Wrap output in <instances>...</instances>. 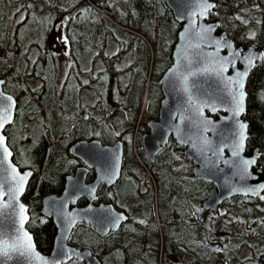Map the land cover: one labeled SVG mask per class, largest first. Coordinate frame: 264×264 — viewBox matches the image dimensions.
Segmentation results:
<instances>
[{"label":"trees","instance_id":"trees-1","mask_svg":"<svg viewBox=\"0 0 264 264\" xmlns=\"http://www.w3.org/2000/svg\"><path fill=\"white\" fill-rule=\"evenodd\" d=\"M76 1L79 3H73V0H0V78L7 82L10 78L12 84L9 82V85L15 90L14 96L18 97L21 89L19 81L23 77L20 73L23 56L18 49L22 36L15 28L31 20L36 22L45 17L50 21L53 18L62 19L70 45L86 41L90 51L103 52L110 47L108 42H117L119 54L113 57L112 63L106 59L102 67L101 104L98 110L100 132L95 136L104 143L113 144L122 140L125 144L122 177L115 190L117 208L124 210L126 206L129 177L145 176L149 178L151 186L154 177L158 182L160 200L167 208L178 204L182 211H187L191 203L195 206V231L186 227L176 232V248L170 254L171 259L181 261L187 258L189 261L193 257L195 264H255L253 258L257 248L251 235L259 225L251 218L264 215V209L258 201L236 197L227 201L216 213L206 211L203 203L214 186L195 177L193 165L185 156V149L171 140L152 164L143 148L142 138L149 132L148 122L159 117L163 100L160 80L172 65V54L182 29V24L176 21L166 0ZM213 1L217 7L211 19L220 23V32L227 33L237 47H255L264 52V0ZM85 5L89 6L97 21H88V27L85 25L81 30L77 18L82 14L81 7ZM24 11L29 14L25 15V19L20 16ZM110 16L125 25L112 20ZM19 19L22 21L18 22ZM82 20L85 23L84 18ZM48 23L50 30L54 21ZM111 27L116 32L108 30ZM88 31L93 32L90 37H86ZM109 31L113 33L111 40L105 37ZM125 54L130 58L132 67L127 76L122 77L127 79V83L122 86L119 82L121 78L116 77L119 72L115 73L112 65L114 62L120 64ZM50 72L53 74L52 68ZM109 88L116 95L115 106ZM247 93V154L257 149L264 153V59L251 74ZM113 110L117 112L114 122L111 115ZM19 116L20 113L15 126L7 129L6 135L16 165L21 170L29 169L34 173L25 195L31 208L32 222L29 228L34 232L38 250L46 255L53 248L56 229L51 222L45 219L40 221L36 206H39L42 197L63 191L65 176L73 172L71 164L76 162V158L70 155V144L92 138V120L79 118L81 115L76 112L64 120V127L51 120L45 123V128L39 126L38 132L31 130L32 137L25 134L31 138L30 142L22 133L23 120ZM27 157L30 158L28 162ZM65 163H68L66 169ZM259 164L264 169V156ZM80 233L88 236L92 243V229L81 230ZM259 237L264 238V231ZM217 248L220 251H216ZM179 249L186 250L183 257L177 252ZM165 264H168L167 260Z\"/></svg>","mask_w":264,"mask_h":264},{"label":"water","instance_id":"water-1","mask_svg":"<svg viewBox=\"0 0 264 264\" xmlns=\"http://www.w3.org/2000/svg\"><path fill=\"white\" fill-rule=\"evenodd\" d=\"M166 2L176 21L182 24V29L172 54V65L160 80L163 100L159 119L149 123L150 130L142 139L143 148L149 159L154 162L171 140L183 147L185 156L193 164L195 177L214 186L204 202L207 211L216 213L227 201L236 197L257 199L264 207V199H260V196H264V190H259V186L264 184V169L259 164L262 157L257 165L248 167L246 176L241 171L243 160L261 153L257 149L253 154H247L249 122L245 117L248 81L258 63L264 58L255 62V67L251 68L244 80V111L238 117H233V85L228 82V78H234L238 71H245L246 65L242 57L249 54L262 55L264 52L255 47H237L227 33L220 32V23L211 19L217 7L213 0H208L213 7L203 16L199 15L200 9L196 0ZM236 51H239L241 58L235 59L234 66L232 63H226V70L219 73V66L225 62L224 58L231 59L230 54ZM5 84L6 81L0 80V96L11 97V101L0 102V113L10 104L7 113L9 119L0 127V137L4 141L0 146V160L3 161L0 163V183L7 181L2 189L3 195L0 196V223L5 225L0 229V249L7 251L8 255H0V264H68L72 260L100 264L91 251H81L69 246V239L80 223L118 230L125 222L124 214L118 213L113 207L102 205L97 208L93 205L100 185L114 186L121 178L123 143L106 146L96 140L81 141L71 147V155L83 160L88 168L95 169L97 179L87 183L88 169L81 168L75 176L67 178L60 196L51 195L44 199L42 215L53 219L57 236L52 253L43 255L27 229L31 217L28 207L23 203L34 173L29 169L23 171L15 164L14 153L6 136L7 128L13 125L16 119L17 102L12 95L5 92ZM239 123H244L247 127L244 146L237 155L234 153L237 152ZM4 147L11 153L10 156L3 152ZM12 169L26 177L23 190L15 200H12L8 191L10 186H15L10 175ZM251 188L257 189L259 194L249 191ZM84 198L90 205L85 208L76 207ZM21 215L24 217L22 226ZM121 216L123 219L116 223V219ZM25 234L31 237L32 247L24 246L25 239L19 241L17 248H11L13 242H17L18 238L24 237ZM5 243L8 247H4Z\"/></svg>","mask_w":264,"mask_h":264},{"label":"flooded vegetation","instance_id":"flooded-vegetation-1","mask_svg":"<svg viewBox=\"0 0 264 264\" xmlns=\"http://www.w3.org/2000/svg\"><path fill=\"white\" fill-rule=\"evenodd\" d=\"M110 1L116 2L117 0ZM21 13H23V15H27L26 11ZM53 21L54 24L47 37L45 49H42V52L44 53L42 59L45 62L48 61L49 56L52 57L53 74L50 72L51 69L40 73L41 75L39 79L41 78V83L37 88L31 84L24 85V80L19 81L21 89L19 94H17L18 97L12 95L17 102L16 119L18 117V113H20L19 117H21L23 120L22 133L24 135L28 133L31 136V130H35L34 133H36L39 131V126L42 125L45 128V123L51 120H55V122L60 124V127H64V120L68 118L69 115L76 112L77 115H81L79 118L92 120L93 134L90 136L92 138L80 140L75 143L81 141L91 142L96 140L102 142L106 146H114L116 143L121 142L124 146L125 158V144L122 140H118L113 144H108L95 137L100 132V125L98 124V110L101 104L100 86L102 79V67L105 66L106 59L108 62L110 61V63H112L113 57H115V55L106 54L109 53L108 49L103 50V52H100L99 50L90 51L88 49H80L78 50V55L74 56V49L71 47L68 39L67 43H64L61 39H56L55 41L53 39L54 37H66L64 33V21L58 18L51 19V23ZM61 24H64V27L61 26ZM102 53H105L106 55ZM112 67L114 68L115 73L119 72V75L117 76L116 74V77L121 78L119 82L122 84V86H124L127 83V79H123L122 77L127 76L129 69L132 67L130 58L125 54L121 59L120 64L114 62ZM32 68L35 69V65L32 66ZM60 70L63 74V79L61 82H59L58 79L56 80V75ZM29 74L30 72L28 75ZM34 75L37 78L38 75L36 72H34ZM0 80L6 81V84L8 83L4 78H0ZM85 81H87V83H85ZM111 81H113V79ZM108 90L111 92V99L113 101V106H115L117 103L116 95L112 93L113 89L109 88ZM21 105L23 106V112L20 110ZM111 115L113 116V122L116 121L117 112L113 110ZM158 119L151 121H157ZM151 121H149L147 124L148 128ZM14 126L15 123L9 128ZM114 127L117 128L116 126ZM25 136L27 137L26 140L32 142L29 136ZM75 143L70 144V149ZM72 157L76 158V162L71 164V169L73 172L65 176V185L67 178L75 176L77 171L81 168L88 169L86 182H94L97 179L96 170L88 168L85 162L80 158L75 156ZM155 161H151V163L154 164ZM67 167L68 163H65L64 168L66 169ZM131 177L128 179V200L124 210H119L117 208V196L115 192L116 186L121 178L114 186H109L107 184L100 185L96 193V200L93 203L94 207L99 208L102 205L111 206L116 211H118V213L124 214L126 220L120 225L119 229L114 230L112 228L106 227L97 228L85 223H80L75 227L69 239V246L81 251H91L92 255L100 264H165V260H167L168 264H195L193 262V257L188 259L189 261H187V258H183L181 261H179V259L173 260L170 258V254L176 248V232L181 231L182 228L186 227L189 230L195 231V222L197 221V216L193 203H191V207L187 211H182L178 204L167 208V206L160 200L158 182L154 177H152V186L149 184V178L145 176ZM63 191L59 194H49L42 197L39 206H36L39 209L41 216L40 221L45 219V221L51 222L55 227V238L57 236V228L53 222V219H49L42 215L43 201L46 197L51 195L60 196ZM25 199L26 198L24 196L23 203L28 207V213L31 217V208L29 206L30 203ZM254 200L258 201V203L263 207V204L259 200ZM88 205H90V202L84 198L78 202L76 207L85 208ZM73 208L75 207H72V209ZM251 219L253 222L259 225V227H256L254 233L251 235L254 240L253 244L257 248L255 249L254 253V263L264 264V238L259 237V234L264 231V215L253 216ZM141 221H143V223H141ZM31 222L32 217L27 229L34 237V232H32V229L29 228ZM89 229H92L93 231V239H91L92 243L90 242V238L88 236L85 237L82 233H80L81 230L83 231ZM260 236L262 237V235ZM192 245L193 238L191 237L190 246ZM53 249L54 243L53 248L46 255H50ZM177 252L182 255L181 257L186 254L185 249H179ZM256 252H258L259 256H257L258 254L256 255ZM78 263L87 264L78 260H72L68 264Z\"/></svg>","mask_w":264,"mask_h":264},{"label":"rangeland","instance_id":"rangeland-1","mask_svg":"<svg viewBox=\"0 0 264 264\" xmlns=\"http://www.w3.org/2000/svg\"><path fill=\"white\" fill-rule=\"evenodd\" d=\"M72 1V0H71ZM82 1V0H80ZM79 3L76 0H73V3ZM15 9V8H14ZM81 15L77 18V25H79V27H82L81 30L84 28V26L86 25V28L88 27V21L91 22H96L97 18L95 17V15L93 13H91V11L89 10V6L85 5L81 7ZM29 15V14H27ZM23 16V18L25 19V15H20ZM112 17V16H110ZM29 19V16L27 17ZM85 20V23H83V19ZM45 19V20H44ZM44 19H40L37 20L36 22L34 21H29L27 22V24H24L22 26H19L17 29L18 33H20V35L22 36V40L20 42V47L19 49V54L21 56H23V60H22V68H21V74L23 77H20V80H24L23 84H31L34 85L35 88H37L39 86V84L41 83V78L40 77V73H43L44 71H47L48 69L52 68L53 65V60L52 57L49 56L48 61L45 62L42 57L44 56V53L42 52V49H45V45H46V40L48 37V32L51 30H49V23H51L50 20H47L46 17ZM112 20L117 21L115 18L112 17ZM22 20L19 19L18 22H21ZM48 21V22H47ZM118 22V21H117ZM122 25H125L123 22H118ZM61 26L64 27V24H61ZM60 26V27H61ZM124 28V27H123ZM127 29V28H125ZM112 32H116L115 28H110L108 29ZM129 30V29H127ZM110 31L107 33V35L105 36L106 39H110L111 38V34ZM119 33V32H117ZM88 36L86 37H90L89 35L93 34L92 31H88L87 32ZM24 35H26L25 37H23ZM111 40V39H110ZM112 42H108L110 47L107 48L109 53L106 54H119V49L117 47V42L111 40ZM87 45L88 43L86 41H77L74 44H71V47L74 48V56H77L79 51L78 50H87ZM103 48L105 47L104 45H102ZM151 48V47H150ZM106 49V48H105ZM152 51V49H151ZM18 53V52H17ZM152 53V52H151ZM104 55H106L105 53H102ZM40 56V57H39ZM35 65V69L32 68V66ZM125 65V64H123ZM32 68V69H31ZM30 72V74L28 75V73ZM34 72H36V74L38 75L37 78L34 75ZM59 82L62 81L63 79V74L62 71L60 70L59 73L56 75ZM19 77V73L17 74V78ZM9 82H10V78ZM27 79V80H25ZM9 82L6 84V86L4 87V90L6 93L10 94V95H16L14 88L9 85ZM10 84H12V82H10ZM20 110L21 112H23V106H20ZM33 148H30V150H32ZM31 157V156H30ZM26 161H30V158L27 157Z\"/></svg>","mask_w":264,"mask_h":264},{"label":"snow or ice","instance_id":"snow-or-ice-1","mask_svg":"<svg viewBox=\"0 0 264 264\" xmlns=\"http://www.w3.org/2000/svg\"><path fill=\"white\" fill-rule=\"evenodd\" d=\"M198 7L200 9L199 11V15L203 16L206 15L207 12L210 10L211 7H213V5L208 3V0H196ZM195 14V13H194ZM205 31H209L210 29H204ZM255 35V34H253ZM54 41L56 39H61L63 40L64 43H67V38L66 37H54L53 38ZM230 47V46H229ZM231 59L229 58H224L225 62L221 63L219 66V73H222L224 70H226V63H232L234 66V61L237 58H241V55L239 53V51L233 52L230 54ZM261 58H264V54L262 55H255V54H249L247 56L242 57V60L245 62V71L244 72H237L236 76L234 78L230 77L228 78V82L233 85V91L231 93V104H232V113H233V117H238L243 111H244V98H245V93L243 92V88H244V80L246 78V76L248 75V72L251 70V68L255 67V62ZM85 83H87V81H85ZM7 100V101H11V97H2L0 96V102ZM10 107V104H9ZM9 107H5L3 109V112L0 113V127L3 126V122L9 119L8 116V111H9ZM247 125L244 123H239V130L237 132V135L239 137L238 142H237V152L234 154L239 153V150H241L244 146V140L246 139L245 136V129H246ZM4 143L3 138L0 137V146H2ZM3 152L7 154V156H10L11 153L8 152L7 148L4 147L3 148ZM264 156V153H257L253 158L251 159H245L242 161V168L241 171L242 173L246 176L248 174V167L251 165H257L258 160L260 157ZM6 159V157H5ZM0 163H3L2 160H0ZM11 178L12 180L15 182V186L14 187H9L8 191L9 194L12 198V200H15L16 196L19 194V192H21L23 190V184L26 180V177L23 175H19L15 172V169L11 170ZM7 181H4L3 183H0V196L3 195V187H4V183H6ZM259 190H264V184H261L259 186ZM249 191L255 193V194H259V191L255 188H251L249 189ZM260 199H264V196H260ZM4 207H8V205H4ZM21 211H22V206H21ZM123 219V217H118L116 219V223H119V220ZM23 221H24V217L21 215L20 218V224L21 226L23 225ZM141 223H143V221H141ZM5 225H3L2 223H0V229H2ZM26 239V243L24 246H26L27 248H31V237H28L27 234H25L24 237H20L18 238L17 242H13V244L11 245V248L15 249L17 248L19 241L21 240H25ZM4 247H8V245L5 243ZM216 251H220L219 248L216 249ZM0 255L3 256H7L8 252L4 251L2 249H0ZM55 264V262H54Z\"/></svg>","mask_w":264,"mask_h":264}]
</instances>
